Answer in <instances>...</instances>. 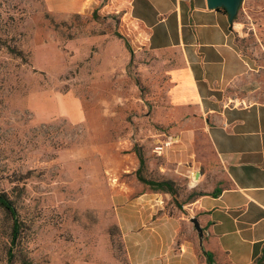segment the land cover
<instances>
[{"label":"rangeland","instance_id":"obj_1","mask_svg":"<svg viewBox=\"0 0 264 264\" xmlns=\"http://www.w3.org/2000/svg\"><path fill=\"white\" fill-rule=\"evenodd\" d=\"M106 1L60 19L41 0H0V194L21 225L9 260L12 219L0 206V264H77L102 235L121 256L100 148L131 147L141 176L160 179L153 58L121 29L122 0L102 10ZM232 24L237 47L264 64V0H243ZM174 194L176 205L189 195Z\"/></svg>","mask_w":264,"mask_h":264},{"label":"crops","instance_id":"obj_2","mask_svg":"<svg viewBox=\"0 0 264 264\" xmlns=\"http://www.w3.org/2000/svg\"><path fill=\"white\" fill-rule=\"evenodd\" d=\"M41 1L63 19L104 0ZM116 1L107 0L102 10ZM122 2L120 27L153 58L163 94L155 171L189 195L176 205V194L138 180L131 147L100 148L107 227L116 230L121 256L114 257L102 235L77 264H207L202 252L211 264H264V64L237 47L235 24L206 0ZM202 139L217 167L210 166ZM192 217L203 231L202 250Z\"/></svg>","mask_w":264,"mask_h":264},{"label":"trees","instance_id":"obj_3","mask_svg":"<svg viewBox=\"0 0 264 264\" xmlns=\"http://www.w3.org/2000/svg\"><path fill=\"white\" fill-rule=\"evenodd\" d=\"M218 10L226 14V12L223 9H218ZM136 154L138 156V160L140 163V168L138 169L137 174H136L138 180L148 185L153 191L166 192L172 195L174 192V186H175V184L172 181L160 180V179H145L141 176V169L143 168L144 160L140 153H136ZM213 194H215V192H213L212 195ZM199 195H204V194H201V193L197 194V196ZM0 206L10 214L11 219H12L10 242H9L10 247L7 253L8 259L11 260L13 258V254H12L13 248L16 246L17 241L20 237L21 225L18 221L17 213L12 203L4 195H1V194H0ZM202 253L206 258L207 264H211L212 263L211 256L206 252H202ZM22 264H30V263L27 261H23Z\"/></svg>","mask_w":264,"mask_h":264},{"label":"water","instance_id":"obj_4","mask_svg":"<svg viewBox=\"0 0 264 264\" xmlns=\"http://www.w3.org/2000/svg\"><path fill=\"white\" fill-rule=\"evenodd\" d=\"M242 1L243 0H206V3L208 9H223L228 16V22L232 24L236 15L238 14ZM194 179L195 180L198 179V174L194 175ZM189 221L192 224L193 229L196 231L199 248L202 250L203 249L202 228L200 227L196 218L192 217L190 218Z\"/></svg>","mask_w":264,"mask_h":264},{"label":"built area","instance_id":"obj_5","mask_svg":"<svg viewBox=\"0 0 264 264\" xmlns=\"http://www.w3.org/2000/svg\"><path fill=\"white\" fill-rule=\"evenodd\" d=\"M167 145H168V143L164 144L163 146H167ZM161 149H162V147H160V146L156 148V150H159V151H161Z\"/></svg>","mask_w":264,"mask_h":264}]
</instances>
